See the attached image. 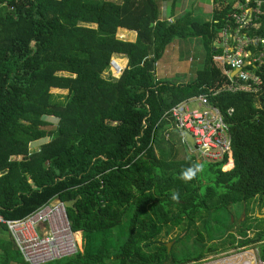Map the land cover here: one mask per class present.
<instances>
[{
  "label": "trees",
  "instance_id": "trees-1",
  "mask_svg": "<svg viewBox=\"0 0 264 264\" xmlns=\"http://www.w3.org/2000/svg\"><path fill=\"white\" fill-rule=\"evenodd\" d=\"M228 8L167 21L157 0H0V214L19 219L73 201L66 213L81 233V250L44 264H190L243 246L264 262V230L245 220L233 231L230 211L264 203V99L222 90L226 67L212 56ZM261 23L264 34V14ZM195 37L205 51L195 78L157 79L166 46ZM117 54L127 59L120 76L102 77ZM206 93L229 127L232 167L208 163L205 183L199 171L182 178L200 161L173 160L160 135L170 126L165 111ZM174 228L167 251L159 238ZM0 249V264H25L12 240Z\"/></svg>",
  "mask_w": 264,
  "mask_h": 264
},
{
  "label": "built area",
  "instance_id": "built-area-1",
  "mask_svg": "<svg viewBox=\"0 0 264 264\" xmlns=\"http://www.w3.org/2000/svg\"><path fill=\"white\" fill-rule=\"evenodd\" d=\"M209 1L210 14L214 8L221 11L229 5L217 28L212 56L214 61L226 67L228 82L222 90L251 92L264 99V34L260 32L264 0ZM167 21L172 20L167 18ZM112 57L106 73L119 76L123 69ZM209 97L206 93L182 100L165 111L163 118L170 123V128L178 131L182 142L188 144L184 132L191 135L192 152L199 161L223 162L220 169L226 171L232 167L231 163V167L226 168L230 161L224 163L231 147L229 127ZM190 103H194V107ZM0 225L6 228L25 264L52 262L80 250L77 232L72 230L65 203L61 201L45 203L19 219H5L0 214ZM212 263L264 264L251 246L236 248L230 257Z\"/></svg>",
  "mask_w": 264,
  "mask_h": 264
},
{
  "label": "rangeland",
  "instance_id": "rangeland-1",
  "mask_svg": "<svg viewBox=\"0 0 264 264\" xmlns=\"http://www.w3.org/2000/svg\"><path fill=\"white\" fill-rule=\"evenodd\" d=\"M158 1V0H157ZM185 2L187 4L185 6L186 11H192L194 18L199 21L208 20L210 18V13H206L205 11L202 12L203 6L208 3V0H181V3ZM117 36L120 38H126L128 40H133L134 32H127L125 30H118ZM205 51L201 42V39L198 37L195 38H186V39H179L175 38L172 40L170 44H168L165 48V51L158 61L157 68H155V77L157 79H166L172 83H185L193 80L195 78V73L198 69L202 68L204 62ZM118 64L124 69L125 63L123 62L124 56L121 55H113L112 57ZM111 72V70H110ZM62 75H70L68 73H61ZM106 70L102 73V77H107ZM114 75V74H113ZM120 76V75H119ZM116 76L113 78H118ZM52 92L58 94H65V90L61 89H52ZM191 107H194V103H190ZM47 128H51L48 126ZM168 136H167V135ZM160 138L164 141V147L167 149L168 146H171V154L172 158L175 161H182L185 159L194 156L192 152V147L189 144H186L180 140V135L177 130L172 128L164 129L160 135ZM47 141V139L40 140V142L32 143L30 145V151H34L40 145ZM200 167V176L203 178V181L206 183L211 178L210 166L206 161L199 162ZM245 213L242 212V205H234L233 208L230 207V211L234 214L233 222H234V229L240 227V222L246 220L247 223L253 225V230H264V203L259 200L258 197L253 198L246 202L245 205ZM254 217L258 218V221L254 220ZM255 228V229H254ZM252 230V231H253ZM179 228H174L168 235H162L159 239L167 244L169 248L172 246V239L180 232ZM252 231H249L250 235H252ZM77 240L80 244L81 250V233H76ZM194 238V235H192ZM191 238V239H192ZM251 249L257 254L256 247L251 246ZM233 250H228L226 252H221L215 255H210L205 259L197 262V263H190V264H213L212 262L218 259H224L230 257ZM59 260V259H58Z\"/></svg>",
  "mask_w": 264,
  "mask_h": 264
},
{
  "label": "crops",
  "instance_id": "crops-1",
  "mask_svg": "<svg viewBox=\"0 0 264 264\" xmlns=\"http://www.w3.org/2000/svg\"><path fill=\"white\" fill-rule=\"evenodd\" d=\"M192 1H194V0H192ZM158 2H159V6H160V17L161 18L167 17V18H170L171 20H173L174 17H177L186 11L185 6L187 4H185V2L181 3V0H177V2L174 5V9L170 8L171 0H158ZM186 3H187V0H186ZM205 8H206V13H210L211 5H210L209 0H208V3L205 6H203L202 12L205 11ZM134 38H135V33L133 36V40H134ZM123 62L126 64L127 59L124 58ZM157 65H158V62L156 63V68H157ZM2 240L11 241L10 235L7 232L6 228L4 226L0 225V244H1ZM2 257H3V255H2V252L0 249V262L2 261Z\"/></svg>",
  "mask_w": 264,
  "mask_h": 264
},
{
  "label": "clouds",
  "instance_id": "clouds-1",
  "mask_svg": "<svg viewBox=\"0 0 264 264\" xmlns=\"http://www.w3.org/2000/svg\"><path fill=\"white\" fill-rule=\"evenodd\" d=\"M200 171V167L197 166L196 168H189L185 172L182 173V178L185 180H190L193 178V176L196 174V172ZM173 199H175V195L173 196Z\"/></svg>",
  "mask_w": 264,
  "mask_h": 264
},
{
  "label": "water",
  "instance_id": "water-1",
  "mask_svg": "<svg viewBox=\"0 0 264 264\" xmlns=\"http://www.w3.org/2000/svg\"><path fill=\"white\" fill-rule=\"evenodd\" d=\"M184 136L186 138L187 143L192 147L193 141H192L191 135L188 132H184ZM72 203H73V201L65 202V206L66 207H70L72 205ZM166 247H167V251H168L169 250V246L167 244H166Z\"/></svg>",
  "mask_w": 264,
  "mask_h": 264
},
{
  "label": "bare ground",
  "instance_id": "bare-ground-1",
  "mask_svg": "<svg viewBox=\"0 0 264 264\" xmlns=\"http://www.w3.org/2000/svg\"><path fill=\"white\" fill-rule=\"evenodd\" d=\"M228 166H230V164H227V166L226 167H228ZM78 239V238H77Z\"/></svg>",
  "mask_w": 264,
  "mask_h": 264
}]
</instances>
